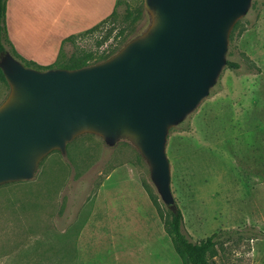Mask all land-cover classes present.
I'll return each instance as SVG.
<instances>
[{
    "label": "rangeland",
    "instance_id": "1",
    "mask_svg": "<svg viewBox=\"0 0 264 264\" xmlns=\"http://www.w3.org/2000/svg\"><path fill=\"white\" fill-rule=\"evenodd\" d=\"M119 1L116 18L101 23L117 0H7L8 53L43 71L118 51L150 23L144 9L133 34L119 35L131 26L124 9L143 0ZM90 9L93 20L102 16L92 32L83 30ZM226 60L239 68L226 65L168 134L170 187L189 238L217 236L215 264H264V0L239 20ZM8 92L0 81V104ZM145 186L164 206L131 144L76 137L65 154L47 155L32 180L0 186V264H182Z\"/></svg>",
    "mask_w": 264,
    "mask_h": 264
},
{
    "label": "water",
    "instance_id": "2",
    "mask_svg": "<svg viewBox=\"0 0 264 264\" xmlns=\"http://www.w3.org/2000/svg\"><path fill=\"white\" fill-rule=\"evenodd\" d=\"M253 0H143L150 23L108 59L82 68L25 67L8 52L0 70V186L30 181L41 161L83 134L131 144L161 202L176 206L168 134L209 96L229 36Z\"/></svg>",
    "mask_w": 264,
    "mask_h": 264
},
{
    "label": "trees",
    "instance_id": "3",
    "mask_svg": "<svg viewBox=\"0 0 264 264\" xmlns=\"http://www.w3.org/2000/svg\"><path fill=\"white\" fill-rule=\"evenodd\" d=\"M120 1L117 0L111 14L105 18L101 23L107 21V19H115L117 16V7L119 6ZM6 4L7 0H0V56L6 52H13V49L10 47L9 43L6 41V33H5V14H6ZM145 13L144 8L142 6L135 7L134 9L125 8L123 13V20H131L129 24L131 25L128 29L122 28L119 32V35H123L124 33L132 35L136 25L143 19V14ZM99 23V24H101ZM239 21L236 22L233 29L231 30L229 36V42L233 40V32L235 31ZM94 26L89 29L88 32L94 31L98 26ZM67 39H70L67 38ZM65 41V40H64ZM117 51H114L108 55L100 56L98 59H95L92 53H83L78 56H72L67 61L68 63H79V65H72L68 70H74L78 68H82L88 65L96 64L102 62L112 55H114ZM226 65L230 69H238L239 66L231 61H227ZM47 69H51L50 66L44 67ZM0 81H2L6 86L7 83L3 77V74L0 70ZM9 89V87H8ZM172 128L170 131H172ZM41 164V163H40ZM145 190L151 200L154 208L157 211V214L162 221L163 229L166 235L170 238L174 250L177 255L180 257L182 264H215L214 259L218 255V240L217 236L213 234L212 236L201 240L199 242H193L189 236L185 233L183 229V217L181 211L177 206L174 207L173 210H170L165 205L162 206L158 201V198L154 196L151 190L145 186Z\"/></svg>",
    "mask_w": 264,
    "mask_h": 264
},
{
    "label": "crops",
    "instance_id": "4",
    "mask_svg": "<svg viewBox=\"0 0 264 264\" xmlns=\"http://www.w3.org/2000/svg\"><path fill=\"white\" fill-rule=\"evenodd\" d=\"M7 4H6V13H7ZM93 11V12H92ZM92 13H93V15H94V10L93 9H90L89 10V17H88V20L90 21V23L86 26V28L85 29H83V30H87L88 28H90L91 26H94L95 24H97V22L99 21V18H100V20L102 19V16H98V18L96 17V18H94V20L92 19ZM6 15V14H5ZM16 15V14H15ZM15 21H17V19H16V16H15V19H14ZM78 30H80V29H78ZM256 247H258V244L256 245Z\"/></svg>",
    "mask_w": 264,
    "mask_h": 264
}]
</instances>
